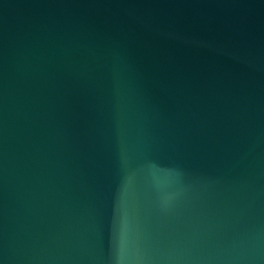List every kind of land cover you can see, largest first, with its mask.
I'll return each instance as SVG.
<instances>
[{
    "label": "water",
    "instance_id": "obj_1",
    "mask_svg": "<svg viewBox=\"0 0 264 264\" xmlns=\"http://www.w3.org/2000/svg\"><path fill=\"white\" fill-rule=\"evenodd\" d=\"M0 264H264V0H0Z\"/></svg>",
    "mask_w": 264,
    "mask_h": 264
}]
</instances>
